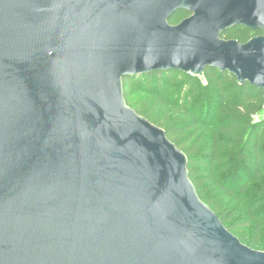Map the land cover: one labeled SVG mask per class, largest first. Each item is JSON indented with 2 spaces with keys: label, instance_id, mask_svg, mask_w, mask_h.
<instances>
[{
  "label": "water",
  "instance_id": "obj_1",
  "mask_svg": "<svg viewBox=\"0 0 264 264\" xmlns=\"http://www.w3.org/2000/svg\"><path fill=\"white\" fill-rule=\"evenodd\" d=\"M237 26L264 32V0H0V264H264L123 96L207 69L264 90V37L221 39Z\"/></svg>",
  "mask_w": 264,
  "mask_h": 264
},
{
  "label": "trees",
  "instance_id": "obj_2",
  "mask_svg": "<svg viewBox=\"0 0 264 264\" xmlns=\"http://www.w3.org/2000/svg\"><path fill=\"white\" fill-rule=\"evenodd\" d=\"M221 39L245 44L248 33L235 29ZM201 77L175 72L128 77L122 80L123 96L128 107L162 129L186 156L198 197L233 233L241 224L233 221V212L221 211L216 197H241L250 180L264 176V90L248 83L239 85L234 76L215 69H207ZM172 81L181 82V87L175 90ZM137 91L153 98L152 105L136 103L132 95ZM201 105L206 107L202 119L198 115ZM213 117L221 119V124L212 126ZM230 181L235 185L229 186ZM259 205L262 211L253 217ZM247 214L254 219L256 235L259 232L264 238V201L250 205ZM238 239L245 240L243 236ZM248 244L259 243L250 240Z\"/></svg>",
  "mask_w": 264,
  "mask_h": 264
},
{
  "label": "rangeland",
  "instance_id": "obj_3",
  "mask_svg": "<svg viewBox=\"0 0 264 264\" xmlns=\"http://www.w3.org/2000/svg\"><path fill=\"white\" fill-rule=\"evenodd\" d=\"M202 83L205 82L204 79H202ZM172 86L175 88V90H178L181 87V82L179 81H172ZM133 100L141 105L149 104L152 105V99L151 97L146 96L142 92H134L132 95ZM173 101H177L176 96H174ZM193 107V106H191ZM205 105H201L198 109V115L202 119L203 117V111H206ZM132 109V108H131ZM173 110H177V106L173 108ZM212 126L215 124H221V119L218 117H213L212 119ZM230 185L232 184V181L229 182ZM210 191V190H209ZM211 192V191H210ZM216 196H220V193H217ZM217 201L221 203L220 208L222 212H233L235 214L233 221H236L237 223L241 224L238 229H236L233 233H231L234 237L238 239V237L243 236L244 241H239L246 247L250 248L253 251L262 252L264 253V238L260 235L258 232L257 235L254 230V215L259 212L261 209V206L259 205V208L253 213V217L249 218V215L247 214V210L250 209V205L254 203H261L264 201V176H260L258 179H252L247 185L246 191L243 196L237 197L235 199H219V197H216ZM262 211V210H261ZM248 217V219H247ZM246 220V221H245ZM224 226V225H223ZM225 227V226H224ZM255 238V239H254ZM251 241H258V245L256 246H250L248 242Z\"/></svg>",
  "mask_w": 264,
  "mask_h": 264
},
{
  "label": "flooded vegetation",
  "instance_id": "obj_4",
  "mask_svg": "<svg viewBox=\"0 0 264 264\" xmlns=\"http://www.w3.org/2000/svg\"><path fill=\"white\" fill-rule=\"evenodd\" d=\"M232 6L234 7L235 11L239 15H243L244 10L247 11V15L249 14L250 11V0H231ZM192 14L188 11L184 10H178L174 13L172 17H170L167 20V23L170 27H176L178 26L181 22L184 20L190 18ZM235 29H243L245 32L248 33V41L250 40V36L252 38L254 37H264V32L263 31H250L249 29L242 27V26H237L232 29L227 30L226 32L233 31ZM225 32V33H226ZM223 33V34H225ZM251 38V39H252Z\"/></svg>",
  "mask_w": 264,
  "mask_h": 264
}]
</instances>
